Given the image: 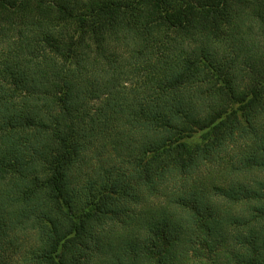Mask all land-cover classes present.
<instances>
[{"label": "trees", "instance_id": "1", "mask_svg": "<svg viewBox=\"0 0 264 264\" xmlns=\"http://www.w3.org/2000/svg\"><path fill=\"white\" fill-rule=\"evenodd\" d=\"M254 16L264 0H0V264H166L197 219L264 216Z\"/></svg>", "mask_w": 264, "mask_h": 264}, {"label": "rangeland", "instance_id": "2", "mask_svg": "<svg viewBox=\"0 0 264 264\" xmlns=\"http://www.w3.org/2000/svg\"><path fill=\"white\" fill-rule=\"evenodd\" d=\"M259 20L256 16L253 17V20L245 18V24L260 22ZM249 34L251 35L250 40L254 42L258 51L264 53V23H262L261 30L256 31L255 29ZM158 197L154 195L150 200L157 201ZM213 198L224 205L219 217L226 216L231 208L237 207V204L228 200H220V197ZM261 203L264 204V198L261 199ZM247 210L253 211L252 208ZM254 217L255 220L250 224H233L230 220L220 227V234L210 231L197 219L196 228L188 234L189 237L185 238L183 242V245L186 246L184 250L177 252L175 245L177 242H169L165 246L166 253L169 251L168 255L166 254L168 257L166 264H248V262L264 264V241L261 244L257 243L258 239L263 240L264 238V216L256 215ZM134 219V214H125L114 220L113 224L114 226L119 224V227H127L129 224H135ZM206 222H208L207 219ZM128 260L127 264H132L133 260Z\"/></svg>", "mask_w": 264, "mask_h": 264}]
</instances>
